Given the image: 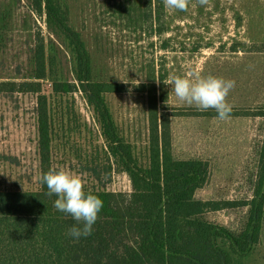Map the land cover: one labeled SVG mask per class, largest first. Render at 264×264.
I'll return each instance as SVG.
<instances>
[{
    "label": "rangeland",
    "instance_id": "1",
    "mask_svg": "<svg viewBox=\"0 0 264 264\" xmlns=\"http://www.w3.org/2000/svg\"><path fill=\"white\" fill-rule=\"evenodd\" d=\"M61 1L69 11L70 26L86 44L95 80L121 87V92L108 93L105 99L137 164L148 165L156 104V137L163 136L162 116L173 158L200 159L209 165V179L195 195L212 204L204 219L240 232L248 215L243 204L260 182L264 0H209L207 5L189 0L187 11L167 9L163 2L160 23L154 19V0ZM36 37L44 43L43 89L50 95L54 81L75 82L72 47L47 27L31 0H0V82L32 81ZM193 73L235 81L227 97L232 106L228 119L219 120L214 109L201 111L176 98L171 78H192ZM51 99L52 169L63 167L81 174L84 190L129 196V178L108 159L99 126L83 96L74 93ZM34 107L33 96L0 94V191L39 188ZM241 264H264V213L260 242Z\"/></svg>",
    "mask_w": 264,
    "mask_h": 264
},
{
    "label": "trees",
    "instance_id": "2",
    "mask_svg": "<svg viewBox=\"0 0 264 264\" xmlns=\"http://www.w3.org/2000/svg\"><path fill=\"white\" fill-rule=\"evenodd\" d=\"M152 0H150L151 2ZM155 22H161L163 0H154ZM34 12L72 47L75 82L54 81L51 94L43 89L47 75L43 39L36 37L32 81L0 82L1 95L35 98L34 118L39 160L37 191H0V264H241L260 242L264 213V129L258 150V179L243 229L235 233L204 219L212 206L195 198L209 179V165L200 159L177 160L166 143V120L152 109L148 165L139 166L131 146L120 135L105 95L120 85L96 81L90 54L81 34L69 24L61 0H31ZM162 30L159 29L161 33ZM155 86V85H154ZM80 93L93 111L108 159L129 178L131 194L85 190L103 201L87 237L68 235L77 224L53 205L41 176L51 167L54 100ZM151 97V96H150ZM155 99V96H153ZM52 100V103H51ZM164 116V115H163ZM264 117V114H261ZM155 135V137H154Z\"/></svg>",
    "mask_w": 264,
    "mask_h": 264
},
{
    "label": "clouds",
    "instance_id": "3",
    "mask_svg": "<svg viewBox=\"0 0 264 264\" xmlns=\"http://www.w3.org/2000/svg\"><path fill=\"white\" fill-rule=\"evenodd\" d=\"M163 2L167 9L179 11H187L189 4V0ZM208 2L209 0H199L201 5H207ZM171 83L180 102L195 105L201 111L214 109L219 120L230 117L232 106L227 102V97L235 87L234 80L193 73L192 78L173 76ZM41 181L47 186L46 195L57 197L53 206L58 211L71 215L77 222L69 229L68 235L77 240L82 236H89L103 208V201L98 196L85 192L82 175L63 167L53 168L41 176Z\"/></svg>",
    "mask_w": 264,
    "mask_h": 264
}]
</instances>
